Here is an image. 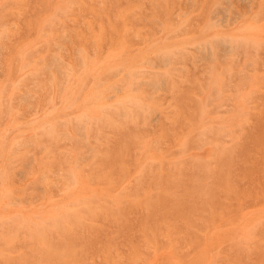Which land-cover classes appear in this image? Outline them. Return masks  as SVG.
Returning a JSON list of instances; mask_svg holds the SVG:
<instances>
[{"label":"rangeland","instance_id":"1","mask_svg":"<svg viewBox=\"0 0 264 264\" xmlns=\"http://www.w3.org/2000/svg\"><path fill=\"white\" fill-rule=\"evenodd\" d=\"M0 264H264V0H0Z\"/></svg>","mask_w":264,"mask_h":264}]
</instances>
